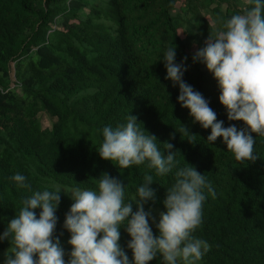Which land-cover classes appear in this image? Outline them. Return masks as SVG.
<instances>
[{"label":"trees","instance_id":"obj_1","mask_svg":"<svg viewBox=\"0 0 264 264\" xmlns=\"http://www.w3.org/2000/svg\"><path fill=\"white\" fill-rule=\"evenodd\" d=\"M228 1L0 0V233L22 199L44 190L48 181L92 188L93 179L107 173L125 184L127 202L150 170L143 165L119 169L96 150L100 130L125 122L129 114L159 144L171 143L179 152L178 165L194 166L215 190L214 197L206 195L202 223L194 232L211 246L200 264H264V137L254 144L256 159L246 162L224 151L219 137L205 142L209 130L192 123L176 102L178 88L165 80L159 59L165 47L175 45V62L188 57L183 80L203 95L225 127L242 128L226 119L215 80L191 59L214 35L213 22L219 28L250 7L247 2L244 10H223ZM102 18L108 23L99 22ZM41 113L52 119L50 128H42ZM17 172L26 177V187L11 179ZM152 174L155 200L144 207L151 209L155 236L173 175ZM71 203L60 193L55 212L53 238H59L65 261L70 246L62 225ZM128 240L121 227L118 243L131 260ZM8 247L7 239L0 241V262ZM148 264H161L160 257Z\"/></svg>","mask_w":264,"mask_h":264},{"label":"clouds","instance_id":"obj_2","mask_svg":"<svg viewBox=\"0 0 264 264\" xmlns=\"http://www.w3.org/2000/svg\"><path fill=\"white\" fill-rule=\"evenodd\" d=\"M248 3L249 8L232 14L219 28L213 22L214 35H208L191 58L215 80L218 103L226 119L241 122L242 128L235 124L225 127L203 95L183 80L188 57L175 62V45L165 47L159 56L165 80L178 88L176 102L187 109L192 123L209 130L205 142L212 144L219 137L224 151L238 162L255 160L254 144L257 137H264V0ZM99 22L108 23L103 18ZM180 126L189 135L186 127ZM251 133L256 134L255 139ZM100 135L96 150L100 159L112 165L115 162L119 169L143 165L150 170L134 195L126 202L125 184L107 173L93 179L92 188H66L53 183L32 192L22 199L0 233V241L7 239L9 243L0 264H148L157 256L161 264H198L210 250L205 239L194 235L202 223L206 195L215 196L204 173L185 162L179 166V152L172 150L173 145L159 144L135 116L128 114L123 123L105 125ZM153 172L161 177L173 175L161 201L163 211L155 223V236L150 226L151 209L145 211L144 207L155 200L150 187ZM11 179L19 187H26L23 174L17 172ZM62 191L70 194L72 201L62 225L69 234L67 261L59 238H53ZM35 209H39L38 215ZM121 227L129 237L126 247L131 251V260L118 243Z\"/></svg>","mask_w":264,"mask_h":264},{"label":"rangeland","instance_id":"obj_3","mask_svg":"<svg viewBox=\"0 0 264 264\" xmlns=\"http://www.w3.org/2000/svg\"><path fill=\"white\" fill-rule=\"evenodd\" d=\"M247 2H248V0H239V1H237V0H229L226 3L223 2L221 4V7H222L223 10H224V8H228V9L229 8L230 9L237 8V9H240V10H244V9L247 8ZM205 18L211 23V21H210L208 16H205ZM39 119H40V123H41L42 128H50L51 123H52V119H50L46 114L41 113L39 115ZM51 184H53V183H51L49 181L45 183L46 186H49ZM66 188H69V187L66 186ZM61 193H63V191ZM63 194H65V193H63ZM65 195L70 196V194H65ZM198 264H200V262H198Z\"/></svg>","mask_w":264,"mask_h":264}]
</instances>
